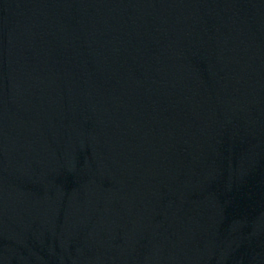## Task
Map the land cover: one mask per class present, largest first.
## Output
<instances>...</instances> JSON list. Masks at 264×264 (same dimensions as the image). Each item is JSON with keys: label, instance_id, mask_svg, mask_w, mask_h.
I'll return each instance as SVG.
<instances>
[{"label": "water", "instance_id": "obj_1", "mask_svg": "<svg viewBox=\"0 0 264 264\" xmlns=\"http://www.w3.org/2000/svg\"><path fill=\"white\" fill-rule=\"evenodd\" d=\"M0 264H264V0H0Z\"/></svg>", "mask_w": 264, "mask_h": 264}]
</instances>
